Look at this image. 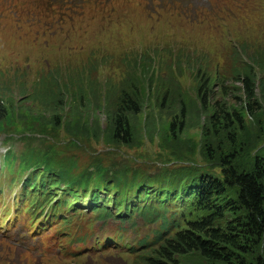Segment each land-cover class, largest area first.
Wrapping results in <instances>:
<instances>
[{
    "label": "rangeland",
    "instance_id": "rangeland-1",
    "mask_svg": "<svg viewBox=\"0 0 264 264\" xmlns=\"http://www.w3.org/2000/svg\"><path fill=\"white\" fill-rule=\"evenodd\" d=\"M251 65L264 68V0H0V84L15 103L0 126V218L12 209L3 222L9 234L0 230V264H144L161 230L138 211L121 224L65 206L67 223L58 219L38 232L49 203L32 220L28 202L38 192L24 190L32 172L26 163L50 171L32 181L56 182L53 196L69 184L79 194L94 187L127 193L143 184L153 197L175 182L221 180L225 161L264 170V96L249 103L239 81ZM142 69L154 76L151 102L127 112L126 144L112 138L108 116L116 110L102 95ZM202 74L211 78L208 106L197 97ZM53 84L69 96L63 93L60 108L24 97ZM77 89L93 102L82 110L68 105ZM226 198L237 201L233 192ZM50 199L51 209L57 201ZM20 202L24 211L13 219ZM241 246L222 259L195 251L173 263L249 264L264 256V241Z\"/></svg>",
    "mask_w": 264,
    "mask_h": 264
},
{
    "label": "trees",
    "instance_id": "trees-1",
    "mask_svg": "<svg viewBox=\"0 0 264 264\" xmlns=\"http://www.w3.org/2000/svg\"><path fill=\"white\" fill-rule=\"evenodd\" d=\"M135 64L139 66V61H135ZM149 71L142 69L139 75L135 72L130 74L128 79L120 83V87L106 86L102 95L104 105L116 110L115 115L108 116L111 117L110 130L113 139H121L126 144L131 142L132 129L126 114L131 111L139 112L151 102L148 91L153 86L154 76L148 77ZM199 79L197 97L204 106H208L206 98L209 95L211 78L202 74ZM239 79L249 103L257 101L258 92L264 96V68L257 66L254 69L251 65ZM63 93L66 95L67 91L55 85L44 89L42 85L40 89L36 88L31 95L27 93L24 97H42L43 101H49L51 106L57 109L64 99ZM9 94L10 87L6 91L0 84V126L7 118L9 109L15 107V103H7ZM71 97L75 99L68 100L69 109L76 107L77 110H82L88 103H93L78 89L72 92ZM165 100L164 96L162 103L166 102ZM22 101L23 98L20 99V102ZM81 116L76 112L74 117H79L80 120ZM220 179L201 180L194 184L175 182L178 183L176 188L156 189L153 197L150 188H143V184L138 189L125 192L126 194L94 187L90 191H84L82 196L74 188L76 184H69L72 191H66L65 196L70 195L80 208L83 207L81 199H87L90 212L102 213L99 218H112L126 223L131 220L133 212L138 211L140 216L151 224L161 222V232L155 231V247L146 251L153 252L144 259V264H174V256L195 251L222 259L230 255V248H243L241 243L245 240L249 245L259 240L264 241V170L257 168L254 171H243L232 162L225 161L221 164ZM230 192L234 193L237 201L226 198V194ZM142 194L145 195L143 199ZM77 199L79 202H76ZM171 202H174V206ZM169 209L173 211L167 217ZM201 210L205 212V216L199 218L197 213ZM185 215L187 219L183 220ZM182 223H185L187 228L182 229ZM173 230H176L174 234L171 233ZM254 263L264 264V256L257 255L249 264Z\"/></svg>",
    "mask_w": 264,
    "mask_h": 264
},
{
    "label": "bare ground",
    "instance_id": "bare-ground-1",
    "mask_svg": "<svg viewBox=\"0 0 264 264\" xmlns=\"http://www.w3.org/2000/svg\"><path fill=\"white\" fill-rule=\"evenodd\" d=\"M198 2V1H197ZM55 196V195H54Z\"/></svg>",
    "mask_w": 264,
    "mask_h": 264
}]
</instances>
